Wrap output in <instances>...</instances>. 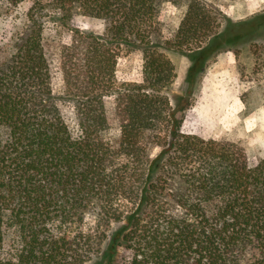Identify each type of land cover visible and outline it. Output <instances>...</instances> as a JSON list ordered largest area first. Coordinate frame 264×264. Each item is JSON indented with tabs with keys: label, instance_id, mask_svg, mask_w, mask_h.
I'll return each mask as SVG.
<instances>
[{
	"label": "trees",
	"instance_id": "1",
	"mask_svg": "<svg viewBox=\"0 0 264 264\" xmlns=\"http://www.w3.org/2000/svg\"><path fill=\"white\" fill-rule=\"evenodd\" d=\"M31 1L0 62V264H264V157L250 164L238 142L183 132L164 91L176 76L164 50L216 39L215 8L204 0ZM164 2L187 8L172 37L155 38ZM78 11L102 20L103 33L74 28ZM48 20L72 31L60 56L77 137L52 88ZM122 45L142 49L143 81H117ZM203 51L190 55L204 61ZM108 95L120 121L115 142L105 135ZM150 144L160 148L155 156Z\"/></svg>",
	"mask_w": 264,
	"mask_h": 264
},
{
	"label": "rangeland",
	"instance_id": "2",
	"mask_svg": "<svg viewBox=\"0 0 264 264\" xmlns=\"http://www.w3.org/2000/svg\"><path fill=\"white\" fill-rule=\"evenodd\" d=\"M204 1L215 8L221 20L215 34L217 38L207 45L193 48L196 52L200 48L204 50V61L191 57L190 54L195 53H191L193 49H165L175 65L176 76L164 91L170 98L171 109L182 120L183 132L238 142L245 148L250 164H255L264 157V0ZM31 2L25 0L12 8L5 0H0V62L12 53L13 38L24 28L25 12ZM186 8L185 4L164 2L156 19L158 33L155 38L172 37ZM72 26L97 34L104 31L102 20L79 11L73 16ZM71 35L69 28L53 20L45 23L43 38L51 67L53 92L72 134L77 137L81 130L74 105L65 98L60 56ZM143 62L139 46L122 45L115 68L117 81H143ZM105 105L109 120L105 135L115 142L121 129L113 95L105 97ZM159 150L157 145H149L151 156ZM109 232L117 240L114 243H118L120 225L113 224ZM120 253L118 246L117 255Z\"/></svg>",
	"mask_w": 264,
	"mask_h": 264
}]
</instances>
